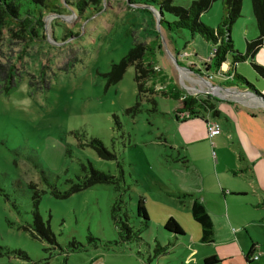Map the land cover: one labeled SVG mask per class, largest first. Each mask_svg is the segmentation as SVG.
Segmentation results:
<instances>
[{
    "label": "rangeland",
    "instance_id": "rangeland-1",
    "mask_svg": "<svg viewBox=\"0 0 264 264\" xmlns=\"http://www.w3.org/2000/svg\"><path fill=\"white\" fill-rule=\"evenodd\" d=\"M192 1L173 0V5L188 7ZM73 3L58 0L57 13L46 15L41 29L33 27L36 34L26 38L18 29L0 27V248L7 252L0 264H203L211 256L219 264H245L243 254L253 240L259 260L251 264H264V207L250 211L230 203L227 209L224 203V210L211 216L213 243L200 242L201 228L192 219L191 201L184 196L191 194L184 186L207 190L223 164L233 167L227 144L237 149L228 138L222 145L200 139L202 121L181 110V99L213 101L219 116L208 118L225 131L238 121L247 131L253 129L263 157L264 108L247 94L244 98L253 105L212 99L219 91L201 81L207 76L199 66L210 59L212 44L186 30L158 26L154 9L120 1L92 6L85 0L79 14ZM224 18L222 0L200 15L210 28ZM163 19L174 20L166 13ZM257 36L251 0H243L241 16L230 30L234 50L244 55L246 42ZM137 44L153 49L147 50L145 61L157 73L154 103L143 100L135 108L133 66L116 83L109 82V74ZM253 63L264 68V45ZM211 71L212 86L248 92L238 80ZM235 73L264 97V80L250 59L236 64ZM174 92L177 100L171 97ZM175 113L190 120L181 125ZM195 115L209 114L196 110ZM93 141L102 144L104 156ZM239 166L238 173L248 169L242 160ZM90 170L111 182L69 194ZM140 198L148 215L146 227L136 214ZM115 204L117 219L127 218L133 231L140 232L151 257L139 240H121L111 217ZM35 213L49 229L48 239L35 232ZM170 218L183 237L164 230ZM159 246H168L169 252L155 259Z\"/></svg>",
    "mask_w": 264,
    "mask_h": 264
},
{
    "label": "trees",
    "instance_id": "trees-1",
    "mask_svg": "<svg viewBox=\"0 0 264 264\" xmlns=\"http://www.w3.org/2000/svg\"><path fill=\"white\" fill-rule=\"evenodd\" d=\"M92 1L94 5H105V2H123L128 5L137 7H150L157 12V24L165 28L168 31L186 30L192 35L197 34L206 42H209L213 46L212 55L208 61H202L200 67H202V73L214 77L211 69L215 70V74L223 78H230L231 80H238L241 85L251 92L255 97L259 98L264 103V97L254 90V87L250 85L246 79L235 73V65L241 62H245L247 59L251 60V66L254 71L264 80V68L253 63L254 55L264 45V0H251V12L255 19L258 36L256 39L246 42L245 54L236 52L233 48V44L230 38V30L236 20L241 16L243 0H222L225 9V18L220 25L216 28H210L200 21V15L208 11L216 0H195L192 1L188 7H181L173 5V0H87ZM58 0H0V27L15 28L23 33V38H26L29 33L36 34V28L41 29L42 19L46 15L56 14L54 10L57 7ZM71 2L67 1V4ZM25 4H30L29 8L24 7ZM85 0H74L73 6L77 9L78 13H82L85 7ZM24 7V8H23ZM171 15L174 20L172 22H165L163 19L164 14ZM33 27H36L33 29ZM147 50L153 51L150 47L140 44L135 45L125 57L122 58L118 65H114L111 68L109 74V82L116 83L122 79L123 74L128 66L134 68V81L137 86V96L135 108H138L141 101L146 100L153 102L151 96L155 94L156 85L154 83L157 69L153 68L150 63L145 61V55ZM197 57V56H196ZM231 58V63L227 61ZM190 67V66H189ZM232 75H230V73ZM162 77L160 80H164ZM166 95V94H165ZM171 97L178 99V93L174 92ZM215 101V100H214ZM154 103V102H153ZM182 111H186L192 118H198L195 115V111L204 112L212 117H217L219 112L216 111L213 101L208 99H201L192 96H186L181 99ZM178 114L175 113L176 120L185 123L186 120L179 119ZM93 145H97L95 150L99 156H104L105 152L102 144L99 141H93ZM110 177L104 173L90 170V174L82 184L74 185L69 194L78 192L86 187L95 184H108L110 183ZM191 201L190 213L192 219L201 228L200 242L202 244H211L214 241V228L211 218L208 216L203 204L191 195H184ZM118 207L115 204L112 208L111 217L115 221V224L119 227L120 238L123 242H130L133 240L140 241V249L147 248V253L151 257V248L142 243L140 240V232H134L130 227L127 218L123 220L117 219ZM136 214L143 220L144 227L147 226L148 215L144 208V202L140 198L138 199L136 206ZM33 225L35 232L39 236L49 238L51 235L48 228L40 222V217L37 213L33 216ZM164 230L175 236H182L183 232L177 222L170 218L163 226ZM142 245V246H141ZM146 246V247H144ZM158 248V249H157ZM154 250L153 257L155 259L160 258L169 252L168 246L157 247ZM139 249V250H140ZM2 248H0V256L6 254ZM254 249L253 246L243 255L245 264H251L250 256ZM140 254V253H138ZM141 255V254H140ZM220 260L211 256L203 259V264H219Z\"/></svg>",
    "mask_w": 264,
    "mask_h": 264
},
{
    "label": "crops",
    "instance_id": "crops-1",
    "mask_svg": "<svg viewBox=\"0 0 264 264\" xmlns=\"http://www.w3.org/2000/svg\"><path fill=\"white\" fill-rule=\"evenodd\" d=\"M205 76H209V75H203V77ZM213 87L214 89L219 91L218 92L219 96L211 95L212 99L217 98L220 99L221 101H226L229 103L237 102L241 104L247 103L249 101L247 100L248 98H244V94L246 93L243 91L240 92L235 89H223L222 87L219 86H213ZM232 92H237L239 95L230 94ZM223 93L224 95L221 96V94ZM212 96H214L215 98ZM257 103L260 105L259 107L262 106L264 108V104L262 102L258 101ZM250 104L253 105V103L251 102ZM247 105L249 104L247 103ZM208 117H211V115L198 117L201 119L202 127H203V129L198 133V136L200 139L204 138L205 141H209L210 144H212V141L214 140L218 145L219 144L222 145L224 141L227 142V138L228 140L233 141V143H236V149H237L236 151L230 150V147L227 144V149H228L227 151H230V153L234 155L233 167L227 164H223L222 168H220L219 173H217L216 181L212 183L207 190H205L203 187H201L202 189L198 190L196 186L186 187V185L184 186L183 190L189 192L191 195L195 194V198L198 199L203 204L210 218L211 216H213L215 212L224 210L223 207L224 203L227 209L230 203H237L233 205L235 207L245 206L247 207L245 209L250 211H257L259 208H263L264 207V157L260 154L258 150H256L257 136L255 134V131L253 129L247 131L242 127V125L238 121L233 129H228L227 131L223 130L219 126L220 127L219 135L209 137L207 126L209 125V123L214 122L217 125L218 123L216 121L210 120ZM184 120L188 121L190 119L185 118ZM180 124L184 125L183 123ZM245 153H247V155ZM241 155H243L244 157V158L242 157L243 159H241ZM241 160L244 161L248 166V169H245L244 173H238L239 172L238 170H240L239 163ZM216 167L219 168L218 163H216ZM190 206H191V202H190ZM187 242L188 243L192 242L191 237H190V241L187 240ZM256 244H257L256 241L253 240V242L251 243L253 249H255ZM194 252L195 251L191 252L189 254V257ZM252 254H254V251ZM190 260L191 259L189 258L186 260V262H190ZM157 264H159V261Z\"/></svg>",
    "mask_w": 264,
    "mask_h": 264
},
{
    "label": "built area",
    "instance_id": "built-area-1",
    "mask_svg": "<svg viewBox=\"0 0 264 264\" xmlns=\"http://www.w3.org/2000/svg\"><path fill=\"white\" fill-rule=\"evenodd\" d=\"M211 78H212V76L209 75V76L206 77V79H203L201 81L204 82V83H207L210 88L214 89V87L210 84V80L209 79H211ZM207 130H208V136L209 137L217 136L220 133V127H219V125H217L214 122L213 123H209V125L207 126ZM189 241H190V239H189ZM258 259H259V256L258 255H253L252 254L250 256V261L251 262H255Z\"/></svg>",
    "mask_w": 264,
    "mask_h": 264
},
{
    "label": "water",
    "instance_id": "water-1",
    "mask_svg": "<svg viewBox=\"0 0 264 264\" xmlns=\"http://www.w3.org/2000/svg\"><path fill=\"white\" fill-rule=\"evenodd\" d=\"M174 62L176 64V60L174 59ZM247 95L254 97V99L256 98L251 92H245ZM259 102H262L259 98H256ZM263 103V102H262ZM264 104V103H263Z\"/></svg>",
    "mask_w": 264,
    "mask_h": 264
}]
</instances>
